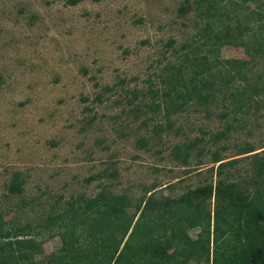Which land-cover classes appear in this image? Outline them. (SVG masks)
<instances>
[{"label": "rangeland", "instance_id": "374dc122", "mask_svg": "<svg viewBox=\"0 0 264 264\" xmlns=\"http://www.w3.org/2000/svg\"><path fill=\"white\" fill-rule=\"evenodd\" d=\"M198 2L0 0V216L43 232L37 262L62 246L58 234L47 237V216L104 189L126 196L127 211L140 207L154 226L165 202L220 178L255 187L264 167V52L234 22L215 29L229 28L235 45L204 39ZM235 2L264 10V0L221 4ZM194 54L207 55L217 92L165 115L164 101L152 105L168 87L163 79ZM228 59L242 65L230 68ZM15 176L19 193L9 190ZM216 206L213 197L203 209ZM181 227L193 239L202 229Z\"/></svg>", "mask_w": 264, "mask_h": 264}, {"label": "trees", "instance_id": "16d2710c", "mask_svg": "<svg viewBox=\"0 0 264 264\" xmlns=\"http://www.w3.org/2000/svg\"><path fill=\"white\" fill-rule=\"evenodd\" d=\"M78 1L69 0L71 4ZM221 1L198 2L200 15L206 19L203 38L214 44L235 45L229 31L234 22L241 36L243 29L252 31L254 49L264 52V10L248 11L239 2L229 9ZM252 22L258 24L255 31L249 26ZM218 23L229 24V28L216 30ZM186 59H190L188 53ZM225 63L230 68L242 65L239 59ZM214 77L207 55L194 54L191 65L177 67L164 77L168 87L162 92L161 102L152 105L160 110L164 101L165 115H170L195 97L208 101L217 92L213 88ZM194 143L186 145L187 155ZM179 150L178 147L176 154L180 156ZM222 160L215 156L214 162ZM234 161L221 162L218 173L223 174L224 168ZM255 172L258 177L254 178V188H242L224 177L216 185L208 184L165 202L159 221H152L154 226L144 220V210L137 214L140 207L134 214L127 211L131 202L124 195L104 189L94 197L74 200L65 212L50 213L44 220L48 224L47 237L58 234L62 246L43 262L36 260L44 252V237L39 239L43 232L33 235L29 225L14 227L0 216V264H201L204 259L208 264H264V167ZM22 184L15 176L9 190L19 193ZM213 197L217 201L214 213L203 209L205 201ZM182 221L202 228L197 239L184 231Z\"/></svg>", "mask_w": 264, "mask_h": 264}]
</instances>
